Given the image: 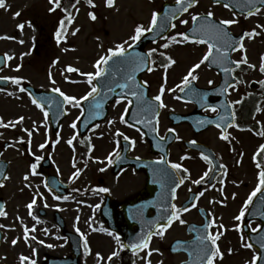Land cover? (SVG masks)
<instances>
[{"label": "rangeland", "instance_id": "1", "mask_svg": "<svg viewBox=\"0 0 264 264\" xmlns=\"http://www.w3.org/2000/svg\"><path fill=\"white\" fill-rule=\"evenodd\" d=\"M165 1L169 0H114L112 6H108L106 0H93L94 6L80 1L73 8L71 14L73 19L63 42L56 43L52 37L57 27L59 13L49 11L53 7L51 0H5V6L0 7V51L11 57L5 73L20 75L25 82L36 87H59L66 94L79 98L90 89V86L86 82V77L80 73L67 72V66L79 68L81 72L95 71L93 67L95 61L106 54L109 48L127 40L138 24L147 26L152 12L158 10ZM17 12L20 15H15ZM89 13H95L96 19H91ZM20 24H24L23 29L18 27ZM181 28L177 27L176 31ZM49 52L55 57L54 63L48 59ZM18 90L14 87L4 90L6 94H0V114L5 120L23 115L24 120L16 127L19 131L25 127L29 129L28 126L34 127L32 122L35 123L37 130L33 131L37 134L36 141L30 143L31 154L48 155L52 166L50 169H37L36 175L31 174L33 158L27 154L28 148H25L27 138L24 136H21L23 140L20 143L14 142L12 146L3 149L2 156L10 160V164L5 186L0 190L7 213L0 216V228L6 232L5 240L0 245V264H22L21 255L28 257V264H31L35 256L34 253L31 255L30 251L35 252L39 247L41 250L39 249L38 253L41 257L46 253L66 255L67 245L54 224L55 212L62 217L68 229L76 230L79 227L84 233L88 243L92 245V252L86 257L85 262L96 264L95 253L99 252L105 257L111 247L106 246L105 239L102 240L103 226L98 215L97 198L89 192L82 191L91 190L99 175L97 159L99 156L104 157L106 152L99 150L101 141L97 139V134L101 130L106 131L108 127L104 126L106 123L103 126H96L95 131L89 135L94 145L92 155L83 150L76 139H73L70 145L68 140L74 136L73 130L69 128L79 116V111L74 110L77 108L70 105L69 115L62 124L61 136L54 139L53 148L38 151L35 143L42 140V127L39 123L43 124L44 121L28 97L24 93H17ZM124 104L125 102H121L112 105L111 120L108 121H118ZM262 119L264 122V113ZM3 139L14 141L13 131H5ZM76 169L81 171L73 178ZM47 173H53L70 184L73 193L63 195L69 199H55L57 195L44 186ZM34 197L36 204L30 210L28 204ZM41 209L45 211L43 216L39 213ZM227 209L212 211L216 223L213 224L211 233L214 235L218 230L223 233L217 241L223 258L217 257L215 264H245L246 261H251L253 252L244 248V237L234 227L238 223L234 217L239 212H236V208ZM221 223L225 226L224 229L219 228ZM256 225L257 223H253L251 227L254 228ZM25 227L29 229L27 239ZM179 235L182 236V229L175 224L167 232V239ZM14 239L17 240L16 244L12 243ZM41 240L44 241L43 244L39 243ZM229 249H232V252H229ZM116 259H112L115 260L112 264H116ZM182 259L183 256L170 255L163 251L149 257L144 254L141 259L134 258L125 264H148V261L151 264H176ZM23 264H26L25 261ZM100 264L110 263L101 260Z\"/></svg>", "mask_w": 264, "mask_h": 264}, {"label": "flooded vegetation", "instance_id": "2", "mask_svg": "<svg viewBox=\"0 0 264 264\" xmlns=\"http://www.w3.org/2000/svg\"><path fill=\"white\" fill-rule=\"evenodd\" d=\"M257 6L259 7V5ZM208 11H212L214 13L213 18L219 21L232 18L238 20V23L226 26L233 41L237 43L246 31L255 28L260 33L253 38L245 37L243 50H230L228 57L231 62L225 66L210 67L205 61L196 71L198 80L192 83L204 89H212L219 83L221 73H225L224 67L232 69L233 71L226 74L228 76L227 82L233 87L228 88L226 92H208L206 103L216 106L217 100L224 93L232 114L234 112V122L226 126L220 124L221 127L219 128L216 124L199 123V121H205V118L208 119L210 116L217 115L218 107L216 112H212L207 107L199 110L193 102L177 99L180 97L177 85L183 87L181 83L183 77L193 64L203 58L208 51V44L193 41L173 42L169 44L167 49L161 47L164 43L154 44L158 48L151 57V60L155 61L154 66L150 65L153 67V71H147L141 76L144 82L147 81L148 93L151 96H156L161 85H164L166 89H175L172 92L165 91L163 100L167 107L159 109L157 136L159 138L164 137L163 140L160 139L161 146L152 148L143 130L137 126L133 127L131 123L126 124L117 121L106 125L101 124L108 127L106 131L100 132L99 139L101 141L99 150H105L106 157H98L99 175L94 183L93 194L98 200L100 210L110 208L116 212L114 222L117 233L108 229L113 232V235L106 237V246L111 247V253L118 250V245L113 241L114 235L119 234L121 242H123V234L126 232V228L130 226L133 230L135 229L128 213V210L135 208L132 202L143 201L144 204L140 207L146 210L152 208L151 201L154 197L149 191L144 192L147 172L139 167L137 169L131 163L132 158L159 160L160 157H163V148L167 144L166 160L170 166L172 163H180L188 169L186 173L182 170L179 171L178 178L180 176H187L188 178L179 188H176V196L173 199V203L177 207H189V211L181 213V218L186 223L200 222L199 210L210 212L229 206L241 208L248 194L258 183L259 176L257 174L258 170L263 169L264 154V150L260 149V146L263 145L264 136L259 135L263 131V109L260 105L264 97V85L260 83L264 80V73L259 70L261 59L264 57V28L259 26L264 25V7H261L259 13L248 17L246 13L242 14L231 8H225L223 4L217 5L212 0H199L198 5L189 9L188 13H183L179 19L185 18L188 21L186 23L187 28L192 21L191 15L196 13L206 15ZM233 12L236 13L235 17H233ZM161 52L165 55L161 56ZM244 55L247 56L249 64L256 65L255 68H250L247 64H242L239 68L235 67L234 62L242 59ZM167 56H171L175 60V64L171 65L165 73L162 65L167 63ZM209 80L214 83L210 85ZM234 101H241V103H231ZM113 103L109 105L107 118ZM258 107L260 111H256ZM171 113H176L179 117L173 118ZM117 129L123 135H118ZM169 129H176V132L172 133ZM222 130L225 131V134H230L227 141L221 138ZM177 134L181 139H175ZM125 136L129 139L125 140ZM193 140L196 141V144L191 143ZM132 141L135 143L133 144ZM47 146L49 147L50 144ZM117 153H119V158H117ZM201 153L210 158L211 165L203 159ZM110 154L111 163L108 159ZM258 163L260 168L257 167ZM222 165L226 166V174L225 168L221 167ZM205 172H209V175L205 177L204 181L200 184H194L193 181L199 179ZM101 188H108L109 191L101 192L99 191ZM201 192L204 193L203 196H199ZM193 204L195 207L191 206ZM184 214L190 216L191 219H186ZM103 222L107 227L106 221L103 220ZM174 222L181 226L186 225V223L181 224L179 221ZM58 228L59 233L66 238L61 228L59 226ZM2 237L1 234V240ZM172 240L165 241L164 236L154 235L148 248L159 250L155 252H168L167 248ZM66 241L68 243L67 238ZM81 242L83 241L81 240ZM82 249L85 251L84 245ZM145 249L147 248L128 252L124 248L120 251H123V256L129 263L133 256ZM84 260L86 257L82 258L79 255V263L86 264Z\"/></svg>", "mask_w": 264, "mask_h": 264}, {"label": "snow or ice", "instance_id": "3", "mask_svg": "<svg viewBox=\"0 0 264 264\" xmlns=\"http://www.w3.org/2000/svg\"><path fill=\"white\" fill-rule=\"evenodd\" d=\"M51 3L53 4V7L49 9V11H55L56 8L60 7V0H51ZM76 3H79V0H76ZM87 3L90 5H93V0H87ZM106 3L108 6H112L114 3V0H106ZM214 3L217 5L223 4L225 8H231L233 5L227 2V0H214ZM199 4V0H175V7L172 9H169L168 11L165 12V18L168 19L170 17L171 20H176L178 19V13L183 14V13H188L189 9L195 7L196 5ZM259 5V7L257 6ZM5 6V0H0V7ZM94 6V5H93ZM75 7V5H73ZM235 7H238L242 10V14H245L248 17H251L252 15L259 13L261 10V7H264V0H238L237 4ZM67 11V10H65ZM78 11V9H77ZM15 15H20L19 12L15 13ZM89 16L91 19L95 20L96 15L95 13H89ZM214 16V13L212 11H208L205 16L201 17L199 13L191 15V19L194 22V24L197 25V27H194L191 29L192 33H201V35L204 36H209L212 40L211 43H209L208 40L205 39H197L195 35H190L189 33H177L178 36L182 37L180 41H177L176 36H171L168 37V42L164 43L161 45L162 48L167 49L169 47L170 43L173 42H179V43H184L187 41H193V42H198V43H206L208 44V51L205 53L203 58L199 60L197 63L193 64L191 68L188 69L186 75L183 77L181 83L183 87L180 85H177V88L181 93L185 92L186 89H188V92L191 96L197 97L202 103V106H206L209 108L212 112L217 111V106L207 104V96L208 93H201L195 88H190L189 86L192 85L193 81L198 80V75L196 74L197 69L201 67L202 64L205 63V61H209L210 57L212 58L211 62L212 63H217V64H227L230 63L228 53L229 50L231 51H237V50H243L244 49V43L243 40L245 37L247 38H253L256 35H259L260 33L256 31L255 28H253L251 31H246L242 34L240 37L239 42L233 41L231 33L226 29L225 26H231L233 24L238 23V20L235 18L232 19H223L220 20L219 23H216L213 21L211 18ZM236 16V13L233 12V17ZM159 17H160V12L153 11L151 14V19L149 24L146 26L144 24H138L132 35L128 37L127 40L122 41L120 43H117L113 48H109L106 52V54L101 55L96 61L95 64L93 65L95 71H89V72H81L79 68H75L71 65L67 66L66 71L67 72H77L80 73L81 76L86 77V82L90 86V89L83 95L77 98L74 95H69L63 92L59 87H55L52 89L53 92L59 93L60 97L63 98V103L71 105L72 107H80L81 106V101H88L89 98H96L100 97V85L98 78H110L108 79V83L103 85L105 89V94L107 93H113L115 91V88L121 89V92L118 93V98L116 99L115 103L118 105L122 101H126L127 105H132L133 99L135 98L137 104L143 105L141 107L140 111L147 112L149 114H152V119L155 120L157 126H153L151 128V131L154 133L158 134V124H159V111L156 109L152 108V103L148 101L145 96H144V87L147 85V81H145L143 84H139L136 81L135 73L137 71H140L141 68H146L147 71L151 72L153 71V67L149 65H155V61L151 60V57L153 56L154 53L157 52L156 48L149 49L147 54H142V53H137L130 51L131 49L134 48V45L141 40L142 37L145 36L146 33H152L157 29V26L159 24ZM68 19V22L71 23V20L73 19L71 17V14L69 13V16L66 18ZM181 24H186L188 21L181 19L180 20ZM30 24V22H29ZM64 24L65 20L60 21V28L57 29L56 32V38L57 42L59 43L61 39H64L65 37L63 36L62 29H64ZM20 29L24 28V24L18 25ZM171 27L175 28L176 25L174 23L171 24ZM259 27L264 28V25H260ZM78 30V29H77ZM75 34V33H73ZM23 43V41H21ZM215 52V55H214ZM7 55V54H5ZM161 56H164L165 53L161 52ZM8 59H11V57H8ZM167 63L163 64L162 67L165 69V73L167 72V69L175 64V60L171 56H167ZM235 67L239 68L242 64H247L250 68H255L256 65L249 64L248 58L246 55L243 56L242 59L237 60L234 62ZM20 66L18 65L17 68ZM123 69V75L122 79L124 80L123 83H117L115 80L116 75L121 73V70ZM224 72L228 73L233 71L232 69L228 67H224ZM259 70L264 73V57L261 59V64L259 66ZM51 76V73H50ZM65 79H68V77H65ZM0 80L4 81H11L15 85H21L23 77H17V76H0ZM77 82V81H73ZM165 83H166V76H165ZM208 83L211 85L214 82L209 80ZM239 83V81H237ZM262 85H264V80L260 81ZM115 84V88H113L111 85ZM233 87V85L225 83V86L220 89L222 92H226L228 88ZM127 90V91H125ZM0 91H4V89H0ZM19 91L21 92H27L30 96L32 95L31 92L28 91L27 88L21 86L19 88ZM165 91L172 92L175 91V89H166L164 85H161L159 89V93L152 98V101L158 102V108L162 109L167 107V105L164 103L163 96ZM11 95H15V93H10ZM183 97H177V99H182ZM34 104H36L38 107L41 109H44L45 105L37 101L35 98H33L32 101ZM49 103H51V98H49ZM231 103L239 104L241 101H234ZM62 107V105H59ZM101 106L100 100H96L95 102V108H99ZM66 111V109H65ZM256 111H260V108L258 107ZM128 112V108L125 107L124 113H122L119 117L120 121L123 123H128L127 120H125V115ZM83 114V113H81ZM45 117L48 116L47 111L44 112ZM234 116V112H233ZM206 119V118H205ZM221 120L224 119L223 116L220 117ZM24 120V117H18L15 122L9 121L7 124L4 122L3 118L0 117V127H15L16 123H20ZM138 123L142 124H148L150 125L152 123L151 120H146V119H141L137 121ZM205 121H199V123H204ZM234 122V121H233ZM109 123H113V121H109ZM35 127V123L33 125ZM73 128H76V123L73 122L71 125ZM133 127L135 125H132ZM216 126L219 128L221 125L219 123L216 124ZM239 127V125H237ZM25 132H28L29 135V144L31 143V131L29 129H24ZM170 132L175 133L176 129H169ZM117 134L118 135H123L122 133L119 132V129H117ZM230 134H225V131L222 130L221 132V138L224 140L229 139ZM259 135L264 136V131H261ZM23 140V137L20 138ZM73 139L68 140V143L71 145ZM125 140L129 139L127 136L124 137ZM161 140L164 139V137H160ZM175 139L179 140L181 137L177 134L175 136ZM134 144L135 141H132ZM192 144H196V141L193 140L191 141ZM39 147L41 149L45 148V144H40ZM261 150H264V145L260 146ZM117 158H119V153L116 154ZM203 159L208 161L209 165H211V160L207 155H204L201 153ZM44 159L43 156H36L35 157V163H33L31 167V174L36 175L37 173V168L39 166L40 161ZM109 162L111 163V154L109 156ZM184 159V157H182ZM164 162V157H160L159 161L157 163H163ZM222 168H225V174H226V166H221ZM257 167L260 168L259 163L257 164ZM171 168L176 170L175 173H170L168 172L167 169L164 170H158L161 171L164 175L169 176L170 179H172V182L175 183V187L171 189V196L174 199L176 196V188H179L181 184L184 183L185 179H187V176H180L178 182H176V177L179 174V171L182 170L185 173L188 171L187 168H184V166L180 163H172ZM211 170V169H210ZM80 169H76V171L73 173V178L77 177L80 173ZM209 175V172H205L199 179L194 180V184H200L204 181L205 177ZM25 179H28V175L26 174ZM46 188L48 187L47 183L44 185ZM214 187V186H213ZM49 191H52L51 188H49ZM101 192H108V188H101L99 189ZM223 191V189H221ZM258 194H261V203L264 204V169H261L259 171V182L256 184L255 188L248 194L247 199L244 201L243 206L241 207L239 214L234 217V220L237 222H240L243 220L246 211L248 210L249 205H252L254 202V198L257 197ZM204 193L201 192L199 193V196H203ZM233 197H235V194H233ZM56 200H67L69 199L68 196H55ZM36 204V199L35 197L33 200L28 204V208L31 210L33 205ZM192 207H195V204L191 205ZM161 207L164 208V205L161 204ZM170 210V211H169ZM166 215H163L160 217L161 220H164L165 222H154L155 223V228L156 230L153 231L152 229H149V231L138 237V243L134 242L131 243V245H127L123 242H121L119 234L114 235V239L116 244L118 245V250L113 251L108 257L107 260L109 262L112 261L114 257L119 256L120 250L126 248V247H131V249L136 252L140 248H148L149 242L151 241V238L155 236H160L163 237L166 230L171 227L174 221H179V223L184 224L186 221H184L181 218V213L189 211V207H177L176 204L169 202L167 205V208L164 209ZM31 215V212L29 213ZM7 215L6 212L0 210V216ZM260 215L264 216V212H261ZM77 220H79V217H77ZM39 222V221H38ZM216 221L215 219H212L207 225V227H211L213 224H215ZM224 225L221 223L219 225L220 229H224ZM234 227L237 230L242 231V226L240 223H237L234 225ZM243 227H250L252 232H257L259 229L260 231H264V227L261 225H257L256 227L252 228L250 224H245ZM76 231L81 234L82 237H84V249L86 254L89 253L91 250L88 245L87 238L84 236V233L81 232L79 227L76 228ZM101 231L108 232V235H113V232L108 231L106 228H101ZM28 232L29 229L25 227V239L28 238ZM223 235L221 231H217L214 235L212 233H208L207 235L203 236H198L197 239L200 240L201 242V247H200V259H201V264H215V260L217 257L223 258V253L221 252L217 241L219 238ZM32 239H35V237H32ZM66 239V238H65ZM260 244L259 247L261 249H264V236L260 237ZM13 244L17 243V240L14 239L12 241ZM39 243L43 244L44 241L41 240ZM245 248H252V244L245 242L243 244ZM49 247H52V245H49ZM153 251H159L158 249H154ZM229 252H232V249L228 250ZM151 253H149L150 255ZM96 256L99 258L98 264L100 260H103L104 257L101 256L99 252L96 253ZM21 262L23 264L24 261H27L29 258L26 256L21 255L20 257ZM261 261L262 264H264V253L260 252H255L252 256L251 261H246L245 264H257V261ZM31 264H36L35 260L31 261ZM148 264H151L150 261H148Z\"/></svg>", "mask_w": 264, "mask_h": 264}, {"label": "water", "instance_id": "4", "mask_svg": "<svg viewBox=\"0 0 264 264\" xmlns=\"http://www.w3.org/2000/svg\"><path fill=\"white\" fill-rule=\"evenodd\" d=\"M166 9H167V7L165 6L164 7V10L160 13L159 24L157 26V29L154 32L149 33L148 35H145L138 43H136V45L133 48L134 50H136L137 52L141 53L142 48H143V45H144V43L146 41L153 40V39H155L157 37H160V36H162L167 31V29L169 28V24H167V21L170 22L171 19H168V20H165L164 21ZM170 9H172V8H170ZM167 10H169V9H167ZM134 50H131V51H134ZM0 65H2V59H1V57H0ZM141 71L142 70L137 71L135 73L136 81H138V75H139V73ZM122 75H123V69L121 70V73L118 74V75H116V77H115V80H116L117 83H123L124 82V80L122 79ZM108 79H110V78H108ZM108 79H106V78L103 79V85H105V84L108 83ZM111 97H112V94H109V93L105 94V89H104V87H102L100 89V97L91 98V99H89L87 101V104H86V112H87L86 117H87L88 122L85 125V127L88 126V125H90V124H92L93 122L101 119V117L104 116V113L102 114V116H100L99 115V112H100L99 111V108L98 109L95 108V102H96V100H100V99L103 98V101L106 102ZM59 104H60V101H59ZM53 183H55V180H53ZM263 210H264V204H263V209L261 211L264 212ZM158 213H163V215H166V213H165L164 210L159 211ZM258 218L261 219V221H262V227H264V216L260 215ZM159 221H162V220L159 218ZM262 236H264V231H260V230H258L254 234H249V241H250V243L260 253H264V249H261L259 247V244L261 242L260 237H262ZM199 243H200V247H201L200 240H199ZM200 247L193 246L192 248L189 247L188 250L186 249V251L188 253L189 259H188V261H186V262H184L182 264H201ZM257 264H262V262L258 260L257 261Z\"/></svg>", "mask_w": 264, "mask_h": 264}]
</instances>
